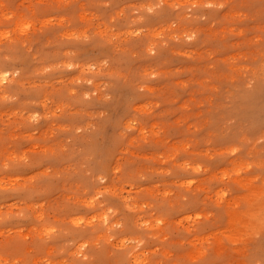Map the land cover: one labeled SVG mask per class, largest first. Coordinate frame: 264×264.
Masks as SVG:
<instances>
[{"label": "rangeland", "instance_id": "rangeland-1", "mask_svg": "<svg viewBox=\"0 0 264 264\" xmlns=\"http://www.w3.org/2000/svg\"><path fill=\"white\" fill-rule=\"evenodd\" d=\"M0 264H264V0H0Z\"/></svg>", "mask_w": 264, "mask_h": 264}, {"label": "bare ground", "instance_id": "bare-ground-1", "mask_svg": "<svg viewBox=\"0 0 264 264\" xmlns=\"http://www.w3.org/2000/svg\"><path fill=\"white\" fill-rule=\"evenodd\" d=\"M1 81H6L7 80V74H4L0 77Z\"/></svg>", "mask_w": 264, "mask_h": 264}]
</instances>
